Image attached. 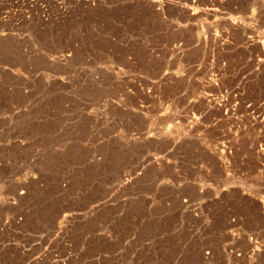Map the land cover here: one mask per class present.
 Listing matches in <instances>:
<instances>
[{
	"label": "rangeland",
	"instance_id": "374dc122",
	"mask_svg": "<svg viewBox=\"0 0 264 264\" xmlns=\"http://www.w3.org/2000/svg\"><path fill=\"white\" fill-rule=\"evenodd\" d=\"M0 264H264V0H0Z\"/></svg>",
	"mask_w": 264,
	"mask_h": 264
},
{
	"label": "bare ground",
	"instance_id": "6f19581e",
	"mask_svg": "<svg viewBox=\"0 0 264 264\" xmlns=\"http://www.w3.org/2000/svg\"><path fill=\"white\" fill-rule=\"evenodd\" d=\"M221 153V152H220Z\"/></svg>",
	"mask_w": 264,
	"mask_h": 264
}]
</instances>
